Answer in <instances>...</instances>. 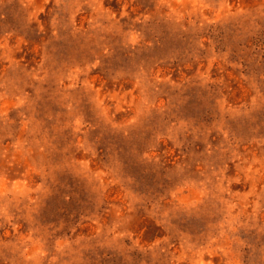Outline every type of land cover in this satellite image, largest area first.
<instances>
[{
    "label": "rangeland",
    "instance_id": "rangeland-1",
    "mask_svg": "<svg viewBox=\"0 0 264 264\" xmlns=\"http://www.w3.org/2000/svg\"><path fill=\"white\" fill-rule=\"evenodd\" d=\"M0 264H264V0H0Z\"/></svg>",
    "mask_w": 264,
    "mask_h": 264
}]
</instances>
